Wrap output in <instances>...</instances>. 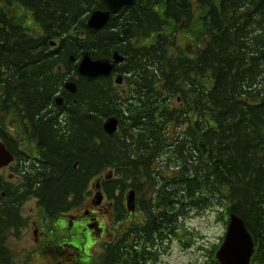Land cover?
<instances>
[{"label": "trees", "instance_id": "16d2710c", "mask_svg": "<svg viewBox=\"0 0 264 264\" xmlns=\"http://www.w3.org/2000/svg\"><path fill=\"white\" fill-rule=\"evenodd\" d=\"M37 3L45 36L0 29V141L15 156L14 178L0 175V264H17L7 241L27 225L24 202L36 199L54 218L105 173L113 223L124 230L99 264H152L184 235L182 221L212 208L227 223L232 213L245 221L251 264H264V0H137L97 32L83 15L101 0ZM171 23L177 30L166 33ZM182 29L198 33L194 55L177 43ZM86 52L122 55L115 80L80 76ZM68 81L76 94L63 89ZM110 117L119 119L113 135L104 131ZM130 191L143 219L125 228Z\"/></svg>", "mask_w": 264, "mask_h": 264}, {"label": "rangeland", "instance_id": "374dc122", "mask_svg": "<svg viewBox=\"0 0 264 264\" xmlns=\"http://www.w3.org/2000/svg\"><path fill=\"white\" fill-rule=\"evenodd\" d=\"M198 13L197 10L196 15ZM17 14L19 17L17 20L21 22L22 19V23H24L25 16L21 15L20 10ZM175 30H177L175 25L171 23L166 33ZM198 42L200 41H198L197 32L193 33V31L182 29L177 33L178 45L189 54L194 55ZM23 147L29 154L35 153L33 144L24 143ZM0 175L5 178H14V172L11 169L1 171ZM105 175L107 173L102 177ZM96 182L97 178L93 179L94 185L97 184ZM94 185L92 187L90 185L92 194L84 201L83 207L92 204L91 199L99 190H96ZM38 207L33 199L23 203L21 211L27 225L19 238L10 237L7 241V246L17 264H99L103 245L117 232L124 230V226L114 224L111 214H106V211L103 210V216L99 218V222L104 224L106 232L102 238L97 232H89V236L79 235L72 239V235L66 229L56 230L54 225L58 220L47 218L45 214H39V211H43L41 208L38 210ZM94 210L101 214L99 208H94ZM142 219V216L136 212L127 218L124 223L125 228L133 220ZM61 220L66 221V218L62 217ZM181 223L184 235L173 237L167 242V245L163 244L159 259L152 264H206L212 258L215 259V253L227 232L228 223L225 215L217 208H212L202 213H192ZM36 229H39L37 234H35ZM44 232H47V235H44ZM67 242L72 243L68 246ZM63 244L64 246H61Z\"/></svg>", "mask_w": 264, "mask_h": 264}, {"label": "water", "instance_id": "95a60500", "mask_svg": "<svg viewBox=\"0 0 264 264\" xmlns=\"http://www.w3.org/2000/svg\"><path fill=\"white\" fill-rule=\"evenodd\" d=\"M137 0H101L105 10L93 11L88 19L87 27L93 31L104 29L109 23L111 15L118 14L124 7L136 5ZM71 62H76L74 56L70 58ZM124 57L115 52L112 59H93L88 52L84 53L78 64V73L80 76L88 79H97L108 77L112 74L116 65L121 64ZM123 77L119 75L116 79L117 84H122ZM65 90L71 94H76L78 86L75 81H68L64 85ZM58 105H62L63 99H56ZM119 119L110 117L104 122V131L108 135H113L118 131ZM14 154L0 141V169H3L14 162ZM134 191H130L126 196L127 209L135 211ZM103 195L100 191L95 194L93 199L95 205H100ZM255 251V242L253 236L247 229L245 221L238 215L232 213L229 215L227 232L222 244L215 253V258L219 264H251Z\"/></svg>", "mask_w": 264, "mask_h": 264}, {"label": "flooded vegetation", "instance_id": "af4514ba", "mask_svg": "<svg viewBox=\"0 0 264 264\" xmlns=\"http://www.w3.org/2000/svg\"><path fill=\"white\" fill-rule=\"evenodd\" d=\"M39 1L40 0H0V29L4 28L6 25L10 27V25L17 24V25H20L26 31V33L30 34L33 37L45 36L44 26H43L42 22L37 18L38 13H41L43 16H45V12L44 11L40 12L39 9L37 8V6H38L37 2H39ZM42 1H47V0H42ZM101 5H102V3H101ZM131 7H133V6H131ZM127 8H130V7H124L118 14L111 15L110 20L112 19V17H119L122 13H124L125 9H127ZM87 9L88 8L85 7V10H87ZM19 10L21 12V15L25 16V22L24 23H22V19H21V22L17 20V19H19L18 14H17L19 12ZM98 10H105V8L102 5V9H98ZM93 11H95V10L89 11V9H88L87 12L84 13L83 17H85V19H86V24L88 22L90 14ZM110 20H109V22H110ZM94 32H97V31H94ZM155 34H157V33H155ZM155 34H154V36H156ZM154 36H152V37H154ZM143 41H144V44H148V43L152 42V38L142 39L141 43H143ZM50 42L52 43L51 47H53V48L58 47V40H51ZM78 64H79V62H78ZM116 66H118V65H116ZM77 70H78V68H77ZM111 75H112L113 80H115L117 74L114 73V70H113ZM114 85H115V89L117 92H121L122 88L124 87V84L121 85V84L114 83ZM63 89L65 90V88H63ZM67 92H69V91H67ZM58 97H61L63 99V102H62V105H63L65 97H63V96H58ZM74 103H76V101H74ZM62 105H58V106H62ZM12 166L1 169L0 172L5 170V169H11ZM103 180H104L103 177H100L97 179V182H96L97 184H95L96 190H98V189L101 190V193L103 195V200H102L101 204L95 205L94 201H93L94 198H92L91 199L92 204L89 205L88 207H83V205L85 203L84 201H86L92 194L90 191L91 188H89V194L86 195L85 200L79 206L74 207L67 212L60 213L59 215L54 217L55 219L58 220L57 223H55V225H54V228L56 230L66 229L67 232L72 235L71 236L72 239L79 237V235L89 236L90 233H95V232L100 234L101 238H102V235H104L106 232V228L103 227L104 224L102 222H99V218H101L103 216V210L106 211L105 212L106 214H112V210H113V206H114L113 202L108 200V198L105 194V191L103 188ZM90 185L92 187V185H94V184L91 183ZM32 199L35 200L36 205L38 206L36 199H34V198H32ZM32 199H30V200H32ZM94 208H99V210L101 211V214H99L97 211H95ZM39 209L40 208L38 207V210ZM135 212L136 211L129 212V214H135ZM39 214H45V213L39 211ZM62 217L66 218V221L61 220ZM38 230L39 229L35 230V234H37ZM52 231H51V233H53ZM43 234L47 235V232H44ZM72 242H67V245L69 246L70 243H72ZM61 246H64V244ZM70 247H72V246H70Z\"/></svg>", "mask_w": 264, "mask_h": 264}]
</instances>
